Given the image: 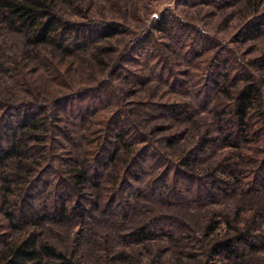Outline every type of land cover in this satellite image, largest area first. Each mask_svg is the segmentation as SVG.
Returning a JSON list of instances; mask_svg holds the SVG:
<instances>
[{
    "label": "trees",
    "instance_id": "obj_1",
    "mask_svg": "<svg viewBox=\"0 0 264 264\" xmlns=\"http://www.w3.org/2000/svg\"><path fill=\"white\" fill-rule=\"evenodd\" d=\"M62 1L70 0H0V264H87L85 255L77 249L59 247L47 234L51 227L60 225L79 227L74 242L88 234L102 240L99 245L105 248V255L99 257V264H116L129 258L125 251L115 250L117 245L145 241L159 233L172 238L176 227L169 219L149 218L136 227L128 225L131 213L150 211L145 202L150 201V196L145 195L149 187L157 189L159 185L161 200L162 190L172 193L171 185L179 181L182 191L190 193V201L196 206L230 197L237 187L245 189V172L233 170L229 157L209 166L207 176H203L198 165L200 155L215 150L221 140L240 146L238 143H245L253 133L257 114L262 113L264 118V89L250 77L237 78L245 80L241 86H227L234 71L223 76V83L222 76L213 80L206 72H186V77L196 83L209 77L217 93L226 96L225 103L210 101L209 105L207 99L204 104L191 92L190 81L176 80L170 53L159 52L160 42L155 41L152 32L138 38L129 49L132 58L127 54L107 79L101 80L97 74L107 71L104 57L108 49L99 44L123 33V26L115 22H70L61 16ZM247 1L251 5L257 2ZM153 27L162 37L178 42L173 53L176 51L182 58L187 42L194 45L196 36L204 37L202 32L188 31L167 16L158 17ZM244 27L246 36L263 35L264 11ZM92 49L95 51L88 62L91 71L86 83L95 85L71 92L77 88L65 79V73L76 59ZM193 52L183 60L193 63L200 56ZM134 59L142 62H138L140 69L131 73L124 66L127 60L137 63ZM259 62L264 68V57ZM162 67L167 71H162ZM147 70V80L154 77L165 82L167 77L168 81H176L170 87L177 83L185 87L174 91L172 101L129 102L109 110L116 98L111 78L126 80L134 95L144 85L142 75ZM234 75L232 80L241 74ZM40 78L47 85L38 84ZM231 88L235 90L230 92ZM118 99L122 104L119 94ZM128 106L155 111L159 113L156 116L173 123L191 120L199 114L209 115L214 117L218 136L214 138L207 130L173 160L162 146L172 147L176 136H162L153 143L152 132L162 130L163 126L147 132L144 121L149 113L139 116L136 109H127ZM242 158L247 164L245 156ZM257 162L260 165L256 174L264 175V158H257ZM44 183L49 186L39 193L38 188H44ZM44 192L47 197L40 203L36 196ZM119 198L132 211L130 215L110 212ZM104 224L108 225L96 234L94 227ZM231 227L228 235L205 242V264H211L216 257L239 260V245L245 250L254 247L255 237L249 230ZM123 228L127 232H121Z\"/></svg>",
    "mask_w": 264,
    "mask_h": 264
},
{
    "label": "rangeland",
    "instance_id": "obj_2",
    "mask_svg": "<svg viewBox=\"0 0 264 264\" xmlns=\"http://www.w3.org/2000/svg\"><path fill=\"white\" fill-rule=\"evenodd\" d=\"M59 7L62 18L73 23L102 24L115 22L123 26V33L99 44V47L108 49L104 57L108 63L107 71L97 74L101 80L107 79L109 72H112L111 70L116 65L121 64V59L124 60L127 54L132 58V53L129 50L132 44L144 34L152 32L157 38L155 41L160 42L159 52L170 53L171 68L173 72L177 73L176 80L179 79L182 83L190 81L191 92L199 96L204 104H206L207 99L209 105L210 101L218 104L225 103L226 96L217 93V90L214 89L215 85L212 79L218 78L217 75L222 76L221 82L223 83V76H228L234 71L227 81V86H230L231 83H237V86H241L245 80L239 79L250 77L264 89V68L260 66L259 62L264 57V34L258 37H249L244 33L245 24L256 14L264 11V0H257L256 4L253 5L249 4L247 0H238L234 3L225 2V0H70L69 2L62 1ZM161 16H167L173 19L175 23H181L188 31L196 30L203 33V39H198L196 36V41L192 40V42L195 41V44L192 45V43L187 42L185 47L186 53L183 55L185 60L190 57V53L193 51L194 56H196V52L198 55L200 54L193 63L183 60L176 51L173 53L174 49L178 48L176 47L178 42L162 37L159 31L156 32L153 24ZM94 51L92 49L88 55L79 57L73 66L67 69L65 79L75 83L74 87L77 88L73 87L75 91L71 92H79L95 85L86 83L91 71L88 68L90 66L88 62H90ZM134 60L137 61L138 59ZM126 62L124 68L135 73L136 70L140 69L138 62L142 61L136 63L127 60ZM158 64L160 65V63ZM162 71H167V69L162 67ZM199 71L208 73L212 79L209 77L202 78V81L196 83L185 75L186 72L198 73ZM239 72L241 75L232 80L234 74L237 75ZM143 73L142 84L144 85L138 87L134 95H131L134 89L127 85L126 80L117 77L111 78L116 98L111 103L112 108L109 110L116 109L118 104L123 107L129 102L161 104L169 100L172 101L174 91H180L185 87L182 83L170 87L171 82L175 83L176 81L174 79L168 81L169 78L167 77H164L165 82L154 77L147 80V75L150 72L147 70ZM121 74L123 75L122 72ZM167 74L165 73V75ZM81 82H85V84L82 85ZM167 82H169V86H165ZM46 83L41 78L39 79L38 84L43 86L47 85ZM234 90L231 88L230 92ZM118 94L122 104L119 103ZM130 108L136 109V114L139 116L142 112L149 113V115L146 114L149 117L144 121L145 126L143 125L147 132L156 126L160 128L163 126L162 130L158 129V131L152 132L151 137L155 140L153 143H156V139L162 136H176L172 147L165 148L162 146L163 152L173 160H176V157L184 150L190 149L207 130H211V135L214 138L218 136L214 117L209 115L199 114L191 120L173 123L166 117L156 116L159 113L147 110V108L128 106L127 109ZM216 109L218 113L220 108L217 106ZM146 115L143 114V117ZM261 115L262 113H259L255 117L254 130L251 131L253 133L249 137L250 141L247 139L244 140L245 143H238L240 146H236V143L232 146L224 144L221 140L216 145L215 150L200 155L201 162L198 164L201 174H205L208 172L209 166L217 165L219 161L229 157L230 162L234 163L233 170L237 173L245 172V182L243 181L245 189L237 187L236 193L230 197L216 198L213 202L208 201L207 204L196 206L190 201L192 198L190 193L185 190L182 191L181 183L174 181L176 183L171 185L173 187L172 193L165 192L163 189L165 199L162 198L161 200H159L160 195L158 194L159 185H157V189L149 187L145 193L146 196H150V201L145 200L149 204V212L140 210L130 215L131 210L120 198L118 203L111 206L110 212L129 213L128 225L132 227L144 223V220L149 218L169 219L175 223L174 226L176 227L172 238L166 233H159L145 241H133L126 245H117L115 250L125 251L129 258H126L125 261H118L116 264H205V242L228 235L230 225L231 228L237 230H249L251 235L255 237L254 247L245 250L243 245H239L241 256L239 260L216 257L212 259L213 263L211 262V264H264V175L256 174V169L260 165H258L257 158L258 161L264 158V125L262 123L264 118ZM242 156H245L248 165L243 161ZM203 176H207V174ZM220 176L222 175L220 174ZM47 186L49 184L44 183V188H38L40 189L39 193L46 190ZM144 187L145 185H143ZM45 192L42 195L37 194L38 202L41 203L46 199ZM170 194L175 197L171 198ZM40 196L41 198H39ZM153 200L159 201L154 202ZM175 202H182V204ZM107 225L95 226V233H100ZM78 228L75 225L54 226L51 227L52 231L47 232V234L59 247L69 250L77 249L79 253L85 255L87 264H99V261H102L99 257L105 255V248L99 245L103 241L101 240L100 243L98 238H93L91 234H88L81 241L74 242L76 241L75 232L78 231ZM126 230L127 228L120 229L121 232Z\"/></svg>",
    "mask_w": 264,
    "mask_h": 264
}]
</instances>
